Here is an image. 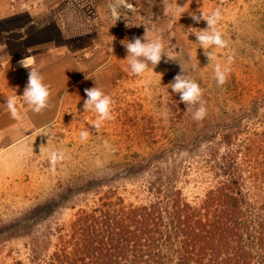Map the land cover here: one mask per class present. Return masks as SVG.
Instances as JSON below:
<instances>
[{"label": "rangeland", "instance_id": "obj_1", "mask_svg": "<svg viewBox=\"0 0 264 264\" xmlns=\"http://www.w3.org/2000/svg\"><path fill=\"white\" fill-rule=\"evenodd\" d=\"M216 9L228 47L210 48L211 63L195 36L207 22L178 21L184 32L178 42L161 37L174 59L162 56L142 75L129 65L106 70L111 78L99 89L113 101V118L98 130L92 125L98 114L84 110V96L42 130L0 148V264H49L64 242L63 253H70L76 220L106 198L137 207L162 188L200 207L209 190L234 178L251 204L264 201V0H211L203 12ZM216 63L231 69L222 86ZM180 64L203 89L207 114L201 121L168 86ZM81 131L89 132L86 141ZM51 149L65 153L55 168Z\"/></svg>", "mask_w": 264, "mask_h": 264}, {"label": "crops", "instance_id": "obj_2", "mask_svg": "<svg viewBox=\"0 0 264 264\" xmlns=\"http://www.w3.org/2000/svg\"><path fill=\"white\" fill-rule=\"evenodd\" d=\"M116 0H0V148H10L55 120L68 102L86 96L84 90L107 84L110 73L129 65L123 43L149 35L181 38L178 21L205 14L211 0H123L118 11L132 17L125 28L112 22ZM133 4L134 8L124 6ZM194 22V21H193ZM174 40V39H173ZM24 58L49 87L48 106L37 113L23 100L29 69ZM85 76L88 79H85ZM16 97L19 119L7 108Z\"/></svg>", "mask_w": 264, "mask_h": 264}, {"label": "trees", "instance_id": "obj_3", "mask_svg": "<svg viewBox=\"0 0 264 264\" xmlns=\"http://www.w3.org/2000/svg\"><path fill=\"white\" fill-rule=\"evenodd\" d=\"M154 195L137 207L102 200L76 220L70 253L64 242L49 264H264V201L251 204L238 179L209 190L200 207L177 191Z\"/></svg>", "mask_w": 264, "mask_h": 264}, {"label": "clouds", "instance_id": "obj_4", "mask_svg": "<svg viewBox=\"0 0 264 264\" xmlns=\"http://www.w3.org/2000/svg\"><path fill=\"white\" fill-rule=\"evenodd\" d=\"M122 3L123 0H116V3L109 5L111 15L115 21L121 19L118 6ZM190 15L195 23H199L201 20L207 22L208 27L195 33V36L198 44L204 49V54L209 58L211 63L214 60V55L208 51L210 48L224 49L228 47V41L222 37V33L216 27L221 20V11L220 9H216L210 15H205L204 13L201 15L192 13ZM123 44L127 51L126 60L128 61L131 72L135 75L144 74L148 70L149 63L154 67L158 65L161 62L162 56H166L168 59H174L165 52L161 37L154 34L150 36L147 28L144 36L133 37L131 40H127V43ZM231 62L232 60L229 58L228 63L231 64ZM19 63L22 67L29 69L28 80L22 95L23 100L27 105L32 107L33 111L39 113L48 106L50 96L49 87L43 83L41 74L32 67V59L24 58ZM181 69V72L174 77L168 86L172 89L173 93L179 94L180 103L185 104L188 111H192L193 119L201 121L207 114V109L201 99L203 89L194 79L186 74L182 65ZM230 71L231 69L228 65H221L220 63L214 65V77L218 86L226 83ZM85 79H88V77L85 76ZM84 92L86 99L84 100L83 108L85 111L93 110L98 114V119L92 124L98 130L104 121L113 118L111 115L113 101L110 96L105 95L97 86L90 89L86 88ZM6 103L12 117L19 119L16 97H9ZM196 105H199V107H195ZM193 108H195L194 111ZM88 137V131L80 132L81 141H86ZM42 151L43 149L41 148L40 152ZM64 156L65 153L63 150L51 149L49 152V163L55 168L56 164L64 159Z\"/></svg>", "mask_w": 264, "mask_h": 264}, {"label": "built area", "instance_id": "obj_5", "mask_svg": "<svg viewBox=\"0 0 264 264\" xmlns=\"http://www.w3.org/2000/svg\"><path fill=\"white\" fill-rule=\"evenodd\" d=\"M126 9L131 10L134 8L133 4H127L124 6ZM120 18L117 21H115L111 15L112 22H118L121 21L124 27H130L134 24V20L132 17L128 16L127 13H124L123 11H119Z\"/></svg>", "mask_w": 264, "mask_h": 264}]
</instances>
